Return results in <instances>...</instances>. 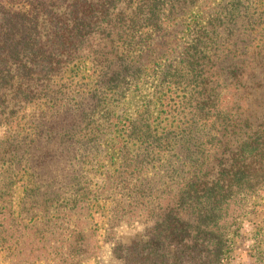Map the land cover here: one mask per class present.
Returning <instances> with one entry per match:
<instances>
[{"label":"trees","instance_id":"16d2710c","mask_svg":"<svg viewBox=\"0 0 264 264\" xmlns=\"http://www.w3.org/2000/svg\"><path fill=\"white\" fill-rule=\"evenodd\" d=\"M262 191L264 0H0V264L97 260L103 205L121 264H222Z\"/></svg>","mask_w":264,"mask_h":264},{"label":"rangeland","instance_id":"374dc122","mask_svg":"<svg viewBox=\"0 0 264 264\" xmlns=\"http://www.w3.org/2000/svg\"><path fill=\"white\" fill-rule=\"evenodd\" d=\"M22 190L23 188L20 185L17 190V201L22 196ZM108 216L109 212L106 205L97 208L93 214L92 225L94 226L92 227H98L102 251L97 260L92 259L87 264H121L113 258L111 253L114 239L129 244L135 238L140 237L144 240L147 238L151 225L149 222H122L119 227L113 228V234L109 236L110 238H107ZM91 230H94V228ZM91 234H94V232L90 231L87 238L94 251L96 249V238ZM16 238H18V235H16ZM222 264H264V191L261 192L256 203L247 210L238 226L229 233V251L225 255Z\"/></svg>","mask_w":264,"mask_h":264}]
</instances>
